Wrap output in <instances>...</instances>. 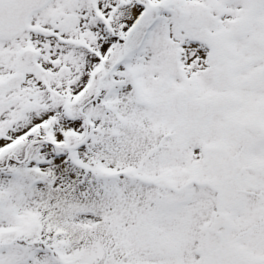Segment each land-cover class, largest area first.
<instances>
[{"label":"snow or ice","instance_id":"6c2138e0","mask_svg":"<svg viewBox=\"0 0 264 264\" xmlns=\"http://www.w3.org/2000/svg\"><path fill=\"white\" fill-rule=\"evenodd\" d=\"M0 264H264V0H0Z\"/></svg>","mask_w":264,"mask_h":264}]
</instances>
